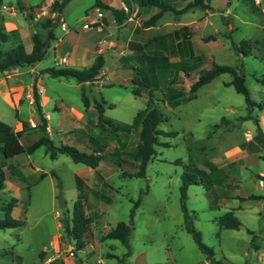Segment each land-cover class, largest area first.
Returning <instances> with one entry per match:
<instances>
[{
    "label": "rangeland",
    "instance_id": "374dc122",
    "mask_svg": "<svg viewBox=\"0 0 264 264\" xmlns=\"http://www.w3.org/2000/svg\"><path fill=\"white\" fill-rule=\"evenodd\" d=\"M22 1L32 5L21 9L19 2ZM189 1L193 0H185L184 4ZM4 2V11L12 16L15 11L13 6L16 7L15 23L22 26L12 35L6 48L21 40L30 51L33 34L40 33L42 38H46L49 30H53L57 39L50 42L46 57L38 64L44 73L45 69L57 66L87 68L86 48L91 41L99 42L98 48L106 54L102 69L106 77L103 81L85 83L84 87L92 107L95 109L96 102H102L104 119L118 125L134 124L138 114L148 107L146 94L136 97L131 92L133 78L138 72L132 66L140 64L136 63L129 42L146 43L153 36H166L165 44H151L146 53L167 57L168 65L158 66L154 72L159 81L154 99L165 117L158 128L177 131L178 135L160 136V141L168 146L157 145L156 155L148 163L146 176H134L139 163L136 149L140 125H135L131 132H113L105 124H98L96 130L99 136L103 137L107 132L108 135L97 144L77 139V129L66 134L64 131L77 123L81 111L86 108L82 100L83 85L71 77L41 76L39 81L48 97L45 111L51 113V125L54 127L52 141L57 146L66 144L79 148L88 145L100 150L104 155L98 167L102 177H98L96 182L87 171L91 170L90 167L75 163L66 154L52 159L44 146L30 155L24 153L14 157L13 169L7 173L9 180L13 181V193H1L0 218L4 216L3 206L15 197L18 202L12 215L19 218L25 212L27 222L19 228L0 229V254L9 253L8 256L0 255V264L15 263L11 261L10 253H13V258L14 255L22 256L23 264L39 262L44 246L52 244L60 234L64 236L61 249L69 256H76V253L71 255L73 246L68 247L70 242L62 222L71 218L79 193L78 174L88 178L87 186L91 188L88 211L92 223L87 241L95 248L91 247L89 252H78L86 264H121L122 261L125 264L211 263L185 228L180 191L185 170L194 173L200 182L188 187L186 205L190 213L196 212L194 226L201 232L203 241L214 250L216 263L262 264L247 260L246 254L260 235H263L261 240L264 239V199H250L252 194L264 196V146L256 138L254 119L259 120L264 131V84L257 81V78L264 77V0H254L261 11H254L243 0H210L214 10L166 12L150 28L145 27V22L159 11L158 8L136 6V15L130 19L128 13L127 18L119 23L111 8L123 9L125 3L123 0H105L109 7L101 8V30L97 26L87 30L82 28L87 17L95 14L94 0H71L62 12L71 28L65 36L49 14L38 16L43 7L49 11L53 1ZM0 14L3 15V12L0 11ZM49 20L51 23H48ZM185 26L189 28L197 57L180 56L177 49L174 34ZM59 39L60 45L55 51L53 48ZM242 40L252 42L251 55L244 56L233 47L232 42L240 43ZM69 53L72 55L68 63H57ZM213 62L242 67L251 96L261 105L249 112L245 97L233 86L226 85L233 78L231 73L219 75L198 90L197 98L187 101L191 84L199 78L202 70L211 68ZM26 77L29 82V75ZM4 78L0 72V79ZM4 84L0 85L1 89ZM26 90L29 91L27 87ZM26 90L24 102L18 110L8 106L3 93L0 94V119L15 124L18 111L22 119L39 118L26 98ZM172 93L184 96L174 103L167 98ZM97 114L99 116L98 111ZM71 117L76 119L74 124ZM90 118L94 119L93 112L88 111L85 119L89 121ZM93 124L89 123L88 127L95 129ZM41 135L42 132L35 129L28 131L22 140L32 145ZM177 161L180 163H175ZM32 162L47 175L41 178L42 172L35 173ZM19 166L26 177L18 173ZM192 168L205 171L207 178ZM202 177L205 181L201 180ZM14 187L21 190L16 191ZM139 198L141 201L130 236L131 255L126 256L127 248L119 240H104L103 236L119 222L130 223L131 210ZM229 210H233L242 222L240 228L220 229L218 218ZM3 234L7 235L5 242L2 241ZM95 238L98 239L95 241Z\"/></svg>",
    "mask_w": 264,
    "mask_h": 264
},
{
    "label": "trees",
    "instance_id": "16d2710c",
    "mask_svg": "<svg viewBox=\"0 0 264 264\" xmlns=\"http://www.w3.org/2000/svg\"><path fill=\"white\" fill-rule=\"evenodd\" d=\"M71 0H53L51 5L52 11L63 12L66 5ZM185 0H123V2L133 10L137 5L140 7H155L159 11L155 13L149 20L145 22V27L149 28L156 25L157 21L166 12L174 13H187L194 9L201 10H214L210 5V0H193L184 4ZM245 4L252 6L254 11H261L258 6H255L254 0H243ZM256 1V0H255ZM4 5V0H0V11ZM21 9L23 5L19 2ZM94 6L105 8L109 7L105 3V0H94ZM114 12L117 20L121 23L127 18L128 13L123 9L111 8ZM51 23V20L48 21ZM17 30L8 31L5 26V17L0 14V72L8 71L17 67H29L41 62L47 55L50 48V42L53 39H57L54 36L53 30H49L46 38H42L40 33H35L32 36L33 47L30 51L27 50L23 41H19L15 45L6 48V45L11 41L12 35ZM190 31L188 26H185L181 30L175 32L174 36L176 39V46L179 51L180 56L191 55L192 57H197L194 55L193 43L190 37ZM166 36L157 35L150 38L146 43H141L138 41L129 42V48L134 52L136 58V63L140 66L133 65L132 68L136 71L133 78V86L131 87V92L136 97H141L143 95L148 96V107L138 114L134 124L132 125H118L112 120L104 119L103 112L104 107L102 102H96V107L99 112L98 124H105L108 126L110 131L116 132L122 130L124 132H131L135 125L139 124L140 129L138 132L139 143L136 149V157L139 163L136 165L137 172L134 176L145 177L147 172L148 163L156 155V146L165 145L166 143L160 141V136L164 137H174L178 135L177 131H164L158 128L159 124L165 120L163 112L159 109L158 105L155 103L154 91L159 87V81L157 80L154 72L158 66H167L168 61L165 56H150L146 53V48L151 44L162 45L165 44ZM233 47L244 56L252 54L253 45L249 40H242L240 43L232 42ZM264 46V40L262 42ZM187 47L185 51L184 48ZM199 57V56H198ZM105 65V59L102 54H97L93 64L84 69H74V68H61V67H51L45 69V72L53 77H71L76 79L82 86V100L86 108L90 107L91 101L86 94L84 84L92 83L94 81L100 80L102 69ZM224 73H231L233 78L230 82L226 83L227 86H233L235 90L245 97L247 108L251 113L254 107H259L261 104L257 103L251 96V92L246 85V76L242 67L234 68L230 65L218 64L213 62L212 67L209 69L202 70L200 72L199 78L195 80L189 90V94L186 96V100L190 101L197 98L198 90L205 84L211 82L216 77ZM257 81L264 84V77L257 78ZM34 92V103L36 111L40 117L41 123L37 125L38 129L42 132L40 138L32 145L26 147L21 142V137L24 133L32 129V126L28 121L23 122L21 130H16L15 127L9 125L8 123L0 120V154L3 155L5 159H11L21 154H32L38 148L44 146L47 153L52 159H56L60 154L68 155L75 163L85 164L93 169L97 170L99 177L100 172L98 167L101 161L104 159V155L100 150L87 152L73 145L62 144L57 146L49 137L47 130V119L42 110L40 103V97L36 84L33 88ZM184 95L181 93H172L167 96L169 101L177 103L180 98ZM104 101V100H103ZM253 118V117H250ZM255 119L256 123V138L264 146V132L259 124V120ZM175 163H180L177 161ZM198 172L199 175H204L207 178V173L198 168H192ZM21 175V173L18 171ZM47 174L41 173L40 177L43 178ZM55 175V173H54ZM6 173L3 170V166L0 164V192L5 188ZM201 180L205 181L202 177ZM78 183V197L74 201L71 218L70 220H64L62 226L64 227L65 235L68 238L70 245L73 246V252L77 253L85 248V235L89 231L92 219L87 213L88 210V197L91 188L87 186L85 181L77 176ZM196 175L189 171H184L182 174V185L180 187L181 191V207L184 212V221L186 230L192 235L195 243L202 253H204L208 260L212 264L216 263L214 259L215 252L209 247L202 238V234L198 231L195 226L193 219L196 218L197 214L195 211L190 213L186 205L187 190L192 184H199ZM97 192V191H96ZM250 199H264L263 195L252 194ZM141 199L139 198L130 213V223L119 222L115 227L111 228L103 236L105 239H117L126 248V256L131 255L130 246V236L132 230L134 229L133 220L135 216L136 209L140 205ZM17 198H12L9 202L3 206L4 216L0 218V229H13L19 228L26 224L27 218L26 213L23 212L19 218H15L12 215L13 209L17 205ZM220 229H238L241 227L242 222L235 215L233 210L225 212L218 218ZM254 242V238L252 243ZM4 255V253L2 254ZM45 252L40 253V259H44ZM48 264H59L58 261H52ZM121 264H125L124 261ZM152 264H165V263H152ZM168 264V263H166Z\"/></svg>",
    "mask_w": 264,
    "mask_h": 264
},
{
    "label": "crops",
    "instance_id": "0c3cea01",
    "mask_svg": "<svg viewBox=\"0 0 264 264\" xmlns=\"http://www.w3.org/2000/svg\"><path fill=\"white\" fill-rule=\"evenodd\" d=\"M53 0H51L52 2ZM23 6L25 7H28V6H31L32 4L26 2V1H22ZM5 5L6 3L4 2V5H3V9H1V11L3 12V15L5 17V26L7 28L8 31H11V30H19L21 29L22 26H20L19 24L15 23L16 21V17H17V11H16V7L13 6V9L15 11H13V16L10 15V12H6L4 11L5 10ZM137 7H140L137 5ZM135 8V7H134ZM133 8V9H134ZM144 8V7H142ZM64 12V10H63ZM12 21H13V24H12ZM150 28V27H149ZM60 39L57 41V43L55 44L54 46V50L56 51L57 48H58V45H60ZM102 44V43H101ZM99 42H92L88 45V47L86 48V53H87V67L91 66L95 60V57L97 54H102L104 56V59H105V62H106V54L103 53V49L102 48H98L99 47ZM32 47H33V44H32ZM31 47V49H32ZM71 53H69L68 55L64 56L67 58V62L69 61V58L71 57ZM63 58V57H62ZM60 58L58 60V64H63L61 63V59ZM42 62V61H41ZM40 63V62H39ZM39 63L33 65V66H29V67H17V68H13L11 70H8V71H4V72H1L3 75H4V79L1 80L0 79V85L2 83H5L4 84V87L1 89L0 87V94L3 93V96H4V102L6 104H8V106L10 107H14L15 109H19V107L23 104L24 102V93H25V90H26V87L28 90L27 93H26V98L29 100V104L33 107V111L35 113H37L36 111V108H35V99H34V92H33V85L36 83L37 85V90L39 89H43V93L39 94V97H40V103H41V106H42V110L45 114V117L47 119V130H48V133H49V137L51 138L52 140V136H53V133H54V127L51 125V113L49 111H45V105L46 103L48 102V97L46 96V91H45V88L40 84V81H39V78L43 75H48V73H44L42 68L39 67ZM58 67V66H57ZM102 76H101V81L104 80V78L106 77V73L104 71H102ZM26 75H29L30 77V81L27 82V77ZM4 81V82H3ZM21 88V90H20ZM56 109H59L58 105H56ZM93 107L92 105H90V107L88 108H85L84 112L81 111V114L79 116V119H77V123L71 127L68 128L67 131H64V133L68 134V133H72L74 132V130H78L79 132H77V134H75L76 138L77 139H86L89 143H99V140L100 139H104L107 137L108 135V132L107 134L99 136L97 130H96V127L98 125V114H97V107L94 109L93 111ZM89 111V113L93 112V117L94 119H89V121H86V116H87V112ZM38 114V113H37ZM39 116V115H38ZM3 119V118H2ZM0 119V120H2ZM3 121V120H2ZM24 121H28L31 123V126H32V129H30L29 131H32V130H35V129H38L37 125H39L41 123V120H40V117L38 119H33V118H30V119H22L20 117V114H19V111L17 113V120L15 121V124L13 123H10L9 125L15 127L16 130H21L22 129V124ZM71 121L72 123L74 124V122H76V119L75 117H71ZM93 122V126L95 129L91 127H88L89 126V123ZM34 126H33V124ZM107 127V126H106ZM89 128V129H88ZM262 128V127H261ZM263 130V129H262ZM28 132V131H27ZM26 132V133H27ZM264 132V131H263ZM26 133H24L21 137V142L26 146H30L28 144H25L22 140L23 137H25ZM80 149L82 150H85L87 152H92V151H96L97 149H94V147H88L87 146H84V147H79ZM30 155V154H28ZM31 162V161H30ZM0 164L3 166V170L4 172L6 173V180H5V188L0 192V195L1 193H4V194H11L10 192L12 191L13 193V181L12 180H9V178L7 177V173H11V168L13 169V158L11 159H5L3 157L2 154H0ZM22 167H24V165H21ZM22 167L19 166V172L21 173L22 176L26 177V175L24 174V171L22 169ZM31 167L33 168V171L35 173H39V172H44L47 174L46 171H43L42 169H40L39 167H35L33 165V162L31 163ZM89 167V166H88ZM25 168V167H24ZM91 170H87L89 173H91V175H93V179L96 180L97 182V179L99 177L98 173H97V170L96 169H93L90 167ZM79 177H81L82 179L85 180L86 184H88L87 180L88 178L85 177L84 175L82 174H78ZM13 179V178H12ZM105 183V182H104ZM97 184V183H95ZM106 184V183H105ZM89 187V186H88ZM15 189V187H14ZM16 191H20L21 189H19L18 187H16L15 189ZM88 200H89V197H88ZM88 208H89V204H88ZM87 213L89 214V211L87 210ZM7 230H10V229H6L5 231ZM90 230V228H89ZM89 232V231H88ZM87 232V233H88ZM87 233L85 235V242H86V245H85V248L81 251H86V252H89L91 251V247L95 248L94 244L91 243L88 244V241H87ZM106 234V233H105ZM104 234V235H105ZM7 237L6 234H3L2 235V241L5 242V238ZM261 237H263V235H260V237L258 238V241L255 242V245L254 247H250V251L247 252L246 254V257L248 258L247 260H251V261H256L257 263H262L264 264V239L261 240ZM64 239V236L63 234H60L58 238H56L54 240V242L52 244L49 243V245H47L46 247L44 246V249L42 252H45V255H44V259L41 260L39 262H36L34 264H48L52 261H58L59 264H86L87 262L85 260H82L79 256H78V251L76 253V256L75 257H72V256H69L68 254H66L60 247V243L61 241H63ZM98 238H95V241L97 240ZM72 245L68 244V247L70 248ZM0 248H2L0 246ZM46 248V249H45ZM2 250V249H1ZM3 254V253H2ZM0 254V255H2ZM9 253L7 252H4V256H8ZM113 256H115L114 253H112ZM15 258H13V253H10V259H12L11 261H15L14 264H23V259H22V256H15ZM91 260V259H90ZM206 264H211L209 262H206Z\"/></svg>",
    "mask_w": 264,
    "mask_h": 264
},
{
    "label": "built area",
    "instance_id": "2783aa9c",
    "mask_svg": "<svg viewBox=\"0 0 264 264\" xmlns=\"http://www.w3.org/2000/svg\"><path fill=\"white\" fill-rule=\"evenodd\" d=\"M52 5V4H51ZM123 10L127 13H130V19H132L133 16L136 15V11L133 9H130L126 4H123ZM44 14H49L50 19L57 23V25L61 28V31L63 32V36H65L66 34H68L71 31L70 26L67 24L64 16L62 15V13L58 12V11H52L51 8L48 11L47 7H43V10L41 11V14H39L38 16L41 17ZM102 18H103V12L102 9L100 7L95 8V14L93 15H89L86 19V22L82 25V28L84 30L90 29L93 26H97V28L99 30H101L103 28V23H102ZM67 62V58L63 57L61 59V63H66ZM38 93L41 94L43 93V89H39ZM71 255L74 254V252L72 250H70Z\"/></svg>",
    "mask_w": 264,
    "mask_h": 264
}]
</instances>
